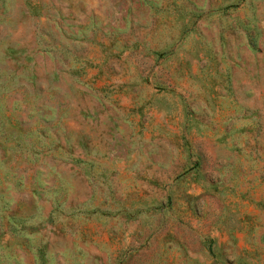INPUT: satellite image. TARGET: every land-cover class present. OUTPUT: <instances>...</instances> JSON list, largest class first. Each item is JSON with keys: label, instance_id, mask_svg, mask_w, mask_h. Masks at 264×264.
I'll return each instance as SVG.
<instances>
[{"label": "rangeland", "instance_id": "374dc122", "mask_svg": "<svg viewBox=\"0 0 264 264\" xmlns=\"http://www.w3.org/2000/svg\"><path fill=\"white\" fill-rule=\"evenodd\" d=\"M0 264H264V0H0Z\"/></svg>", "mask_w": 264, "mask_h": 264}]
</instances>
